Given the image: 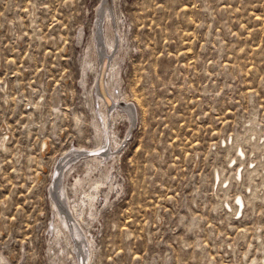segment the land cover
<instances>
[{"label": "rangeland", "instance_id": "rangeland-1", "mask_svg": "<svg viewBox=\"0 0 264 264\" xmlns=\"http://www.w3.org/2000/svg\"><path fill=\"white\" fill-rule=\"evenodd\" d=\"M103 2L0 0V259L264 264V0ZM94 36L109 63L122 60L120 95L134 112L129 122L112 108L107 136L81 86L84 73L89 91L96 84ZM99 141L106 153L121 141L119 184L74 191L94 174L79 159L64 179L78 207L65 203L68 218L90 244L79 257L57 235L53 182L66 153L90 156Z\"/></svg>", "mask_w": 264, "mask_h": 264}, {"label": "bare ground", "instance_id": "bare-ground-1", "mask_svg": "<svg viewBox=\"0 0 264 264\" xmlns=\"http://www.w3.org/2000/svg\"><path fill=\"white\" fill-rule=\"evenodd\" d=\"M108 8H109V2H108V0H104L102 7H101V10L105 11ZM124 37H120V47L118 49L119 53L121 50H123V46L126 44ZM98 40H99L98 37L94 36V39H93L94 44L90 45L91 48H90V54H89L90 64H91V62L94 63L95 62L94 60L98 59L95 87L93 89H90V91L88 90V88H86L85 77H86L87 73L86 74L84 73L82 76L81 86H82V88L85 89L86 95L90 96V100L93 101V103L98 102V104H99V114H100L102 120L100 118L97 119V121L94 123V129H96V131L99 133V136L102 133H103V135L107 136V133H108L107 128L109 127L108 126L109 125L108 118L112 119L113 117H115L114 112H119V114L121 111L124 112V115L126 116L127 121H129V122L132 121V117H133L134 112H133L132 106L126 101V99H124L122 97V95H120V90H119V86H120L119 68L120 67H118V66H120L119 64L122 61L121 60L122 58L120 59L121 61L118 64L119 58H117L116 56L115 57L113 56L114 58L112 59V62L109 63V61H108L109 57L107 55H100V53H99ZM107 46H108L107 49L113 50V47H115V42H114L113 38H110V39L108 38ZM122 52H124V51H122ZM102 64H103V67H102V71L100 72V68H101ZM116 64H118V65H116ZM94 65H95V63H94ZM116 66H117V68H115ZM85 70H86V68L84 67L83 71L85 72ZM111 80H113V81H111ZM97 98L99 101H97ZM112 108H115L116 111H114L113 113L111 112V114H110V111ZM115 115L118 116V113ZM121 116L122 115H120V117ZM77 122H78V124L81 123V121H79V120ZM103 127H105V128H103ZM105 141H108L107 138ZM113 143H114V145L111 144L112 146H111V148H109V152L106 153V152H103V150H102L105 147V145H103L102 142L99 141L97 143L98 148L96 150H92L90 156H88L87 153H84L81 156L77 155V154H80L81 152H83L81 149L70 150L68 153H66L64 155V159L62 161L63 163L60 164V166L58 167V169L56 171L57 176H58V172L59 171L61 172V173L59 172L60 177H59L58 181L55 180L53 182L54 186H55V190H54L55 195L54 196L56 197L57 201L59 202V206L57 204H55V205H53V207L55 208L56 216L59 219L58 221H60V224H62L63 228H64L63 230H59L57 232V235H64L66 237V241L68 240L69 235H70V241H72L71 247L74 248L75 253L79 257L81 255H83L82 254L83 251H85V248L89 247L90 244L88 243L89 245L87 246L83 243V241H82L83 240L82 239L83 234H82L80 228L77 227L76 224L68 218V213L65 210V208H66L65 203L67 202L68 207L72 213H74L78 207H77V203L75 205L77 207L76 209H74V206L70 205L64 179L66 180V178L68 176V171L70 170V168L74 169V165L77 164L74 162V160L79 159L78 161L84 160L83 162H85L87 164V166H89L88 170H90V169L93 170L94 174H92V171L90 170L92 175L86 174L85 177H83V178L75 179L74 180L75 181V183H74L75 188H73V189H76V190H74V191H77V190L80 191L81 189H79V188L83 187L84 186L83 184L86 185V186H84L85 188L89 187V188H93L95 190H98V188H100L99 186H101V185H105L107 189L108 188L110 189L113 187V184H115V183H116V185L119 184L118 182H115V176L113 175L112 170L114 169L113 161L116 160L114 158H115V155H117V154H115L116 153L115 151L120 146L121 141H120V143H116V142H113ZM110 149H112V150H110ZM92 153L95 155L92 156ZM242 155H243V151L239 150L238 157L241 158ZM239 176H240V174H239ZM101 179H103V180H101ZM118 186H120V185H118ZM95 190H93V191L95 192ZM79 191H77V192L79 193ZM82 191H84V190H82ZM85 191H86V189H85ZM99 191H100V189H99ZM87 192H90V191H87ZM85 194L86 195H84V193H83L82 195L87 197V200H88L87 203L89 204V206H93L94 199L96 198L94 196H96V195L92 196L89 193H85ZM96 194H97V191H96ZM85 199L86 198H83V200H85ZM235 201H236L235 202V209H236V213H237V212H240L241 208L243 207V199L240 197H237ZM75 202H78V200ZM78 204H79V202H78ZM84 204H86V203H84ZM84 204H81V205H84ZM84 206H86V205H84ZM87 208L90 209L88 207V205H87ZM76 213L77 212H75V214ZM4 263H5V261L3 260V258L0 259V264H4Z\"/></svg>", "mask_w": 264, "mask_h": 264}, {"label": "water", "instance_id": "water-1", "mask_svg": "<svg viewBox=\"0 0 264 264\" xmlns=\"http://www.w3.org/2000/svg\"><path fill=\"white\" fill-rule=\"evenodd\" d=\"M103 64L101 65L100 72L102 71Z\"/></svg>", "mask_w": 264, "mask_h": 264}]
</instances>
